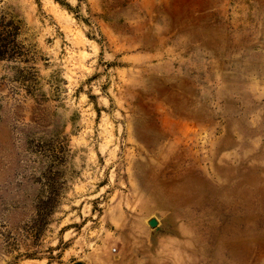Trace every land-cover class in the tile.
Wrapping results in <instances>:
<instances>
[{"label": "rangeland", "instance_id": "rangeland-1", "mask_svg": "<svg viewBox=\"0 0 264 264\" xmlns=\"http://www.w3.org/2000/svg\"><path fill=\"white\" fill-rule=\"evenodd\" d=\"M0 264H264V0H0Z\"/></svg>", "mask_w": 264, "mask_h": 264}, {"label": "water", "instance_id": "water-1", "mask_svg": "<svg viewBox=\"0 0 264 264\" xmlns=\"http://www.w3.org/2000/svg\"><path fill=\"white\" fill-rule=\"evenodd\" d=\"M149 225L151 227H155L156 226V221H154V220L149 221Z\"/></svg>", "mask_w": 264, "mask_h": 264}]
</instances>
